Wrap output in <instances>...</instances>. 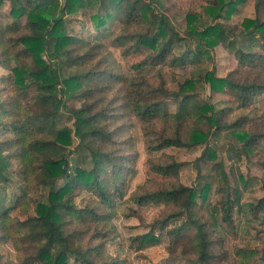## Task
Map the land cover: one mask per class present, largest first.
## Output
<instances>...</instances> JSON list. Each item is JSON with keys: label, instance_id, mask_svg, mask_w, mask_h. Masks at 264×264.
<instances>
[{"label": "trees", "instance_id": "trees-1", "mask_svg": "<svg viewBox=\"0 0 264 264\" xmlns=\"http://www.w3.org/2000/svg\"><path fill=\"white\" fill-rule=\"evenodd\" d=\"M245 0H211L203 8L202 15L210 20L209 25L199 26L200 16L186 14V36L195 40L194 49L180 56L173 54V50L183 42L171 24L165 13H157L153 0H66L65 4L59 0H0V6L7 2L10 5V14L13 17H26L25 27L27 33L17 37L16 46H20L24 56L31 58L29 68L23 70L18 67L12 69L14 83L19 91L27 89L31 84L35 90L34 104L37 111L26 112L22 123L10 126L1 124L10 132V139L0 142V191L4 183L9 181L7 162L10 153L4 154L9 148L14 150V158L21 167V177L24 183L20 195L15 199L13 207H6L0 212V230L6 232L9 221L12 220L11 211L26 212L27 198L31 192V186L46 191L45 201L35 204V215L27 217L23 221H16L17 233L22 232L27 239L34 255L28 258L30 264H72L70 258H74L79 264H108L103 261L102 251L98 246L90 247L72 229L67 228L71 219L83 221L86 217H92V208L77 209L73 205V196L76 191H86L93 195L104 206H108L110 197H116L119 186L122 183V175L119 170H107L110 165L116 164L113 160H124V156H116L115 153L93 148L89 144L100 142L109 137L108 131L100 125L95 114H91L88 107L69 109L73 119L74 135L78 137L76 146L82 163H87L88 168L75 165L72 171L68 170L66 149L71 144V129L69 127L58 128L56 120L60 111L65 107L63 102L62 82L68 91L75 88L81 89L80 80L83 77L77 74L63 78L60 81L58 69L46 62L43 58L47 54L49 60L68 57L71 52L69 46L73 43L85 45L80 40L67 34L66 14H74L80 10H88L92 28L101 33L112 18H120V22L145 25L146 30L130 36L135 44L150 50V60L144 59L133 67L135 72L142 70L145 65H159L167 63L172 67H182L187 63H199L203 56L209 57L210 51L218 46L233 47L228 39L234 37L243 47L235 49L238 65L262 64L264 61V0L255 1V17L245 19L236 32L221 21L229 20L236 8ZM100 33V34H101ZM7 30L0 29V47L6 60L0 59L2 64L7 63L8 49L5 47L4 36ZM261 42H258L257 39ZM120 39H115V44H120ZM238 42V41H237ZM253 46L258 47L257 53H252ZM51 51V52H49ZM244 64V65H243ZM87 76L85 75V78ZM28 83H26V81ZM203 82L208 85L212 93H224L226 90L236 98L239 108H247L254 100L264 95V84L256 82H234L229 77H217L212 71L202 70L192 74L180 84L177 92H170L161 81L157 85L148 83L144 77H131L126 80L127 94L125 105L133 115L141 121H152L164 124H175L174 129L168 133L167 129L158 132L153 129H144L143 138L145 148L149 151H159L171 147L193 148L204 144L209 137L211 128L216 131L229 130L242 144V149L252 151L259 140L254 134L238 130L244 123L241 117L234 123H225L222 120L223 110L215 111L208 103H202L195 99L192 93L195 90V82ZM77 90V91H78ZM76 92H70L73 96ZM181 97L179 109L175 114H163L162 100L164 97ZM3 105L0 102V108ZM16 106H19L16 103ZM1 115L6 111L1 110ZM184 124H189L184 128ZM207 125L206 130L200 127ZM185 129V130H184ZM264 136V134L262 135ZM261 142V141H260ZM206 155V154H204ZM214 159L212 151L208 152ZM120 164H124L123 162ZM183 163L176 162L171 156H165L164 160H149V171L154 175L171 178L177 176L178 169ZM123 167L122 165H119ZM215 174L220 184L216 193L222 195L218 204L211 208L210 222L199 220L195 213L197 199L206 202L209 192V184H201L197 187H188L182 184H168L153 190L142 189L132 195L130 200L137 206L163 205L171 208L170 214L163 218L155 219L149 232L138 235L132 239L137 242L139 249L147 244L157 241L153 230L166 232L172 241L169 246L171 253L175 252V246L184 245V236L192 230V236L187 238V246L180 256L188 259L193 255L196 264H218L221 259L212 252L211 232L217 225L231 226L232 211L240 202V193L233 189L231 199L230 187L222 165H215ZM104 177L106 181L102 178ZM63 179L64 185L55 188L58 180ZM112 190L113 193L110 192ZM1 199V196H0ZM249 211L254 217L264 214V196L249 204ZM183 216L184 220L177 226L170 228V222ZM73 222V221H71ZM219 222V223H218ZM236 264H254L258 257L255 250L239 249ZM115 264V263H112Z\"/></svg>", "mask_w": 264, "mask_h": 264}, {"label": "rangeland", "instance_id": "rangeland-1", "mask_svg": "<svg viewBox=\"0 0 264 264\" xmlns=\"http://www.w3.org/2000/svg\"><path fill=\"white\" fill-rule=\"evenodd\" d=\"M209 1L211 0H153L156 12L165 13L178 34L185 39L173 50L174 55L180 56L193 50L196 43L186 36V14L200 16L201 27L211 24L210 20L202 15L203 8ZM59 2L63 3L62 0ZM10 8L7 2L0 6V29L8 31L3 38L8 49V58L5 61L7 63L3 62V67L0 68V102L3 105L0 114L2 109L6 111V114L1 115L0 118L1 124L5 126L22 123L26 112L37 111V106L34 104L35 87L29 84L27 89L19 91L14 83L15 76L12 69L29 68L31 58L24 56L21 47L16 46L15 42L17 37L27 33L26 17H13ZM255 15V1L245 0L236 8L229 20L219 21L235 27L236 30L245 19H253ZM65 20L67 34L88 44L73 43L69 46L71 54L66 58L49 60L47 54H44L43 58L50 66L54 65L58 69L60 81L75 74L83 77L80 80V90L75 88L73 91H68L63 83H60L66 108L61 109L56 126L71 129V144L65 151L68 170L72 171L76 164L88 168L87 163L81 162L76 149L79 139L74 135L73 119L69 109L88 107L91 114L97 116L100 125L108 131L107 139L91 142L89 144L91 147L115 153L116 156H124L123 161L116 158L113 160L116 165L113 167L111 164L110 168H107L109 171L119 170L123 177L122 183L117 182L119 186L117 196H111V203L104 206L88 192L77 190L73 196V205L77 209L92 208L94 215L88 217L85 214L86 218L83 221L71 219L67 228L80 236L83 243L90 247L98 246L102 251L103 261L108 264H196L191 260L193 255L189 254L188 259L180 256L182 250L188 247L186 242L187 238L192 236V230L184 236L186 240L184 245L175 246L174 253L168 249L172 244L170 237L165 231L159 232L155 229L153 233L157 241L139 249L138 243L132 242V239L152 230V222L170 214L171 208L163 205L137 206L130 198L142 189L149 191L172 183L188 187H197L206 183L210 187L206 202L197 199L194 210L199 220L210 222L211 207L217 205L222 197L216 193L220 184L215 174V165L220 163L231 188V199L235 189L240 193V202L232 211L231 226L220 224L211 232L212 252L221 259L218 264H236L238 260L236 252L239 249L255 250L258 252V257L253 261L254 264H264V214L254 217L249 211V204L255 203L264 196V136H262L264 95L257 97L249 107L239 108L230 90L224 93H212L207 84L196 81L195 90L190 93L195 95L198 101L212 105L215 111L223 110L222 121L225 123H234L237 119L245 117L242 119L245 123L238 130L254 134L259 140V144L255 145L252 151L241 148L242 144L234 136L236 129L231 133L229 130L214 132L213 128L209 131L208 140L196 147L189 149L171 147L155 152L149 151L144 145V129L158 132L167 129L170 133L175 124H164L160 122L162 118L159 122H143L125 105L126 80L131 77L136 79L144 77L152 85L162 81L170 92H177L184 80L202 70L212 71L217 77H229L234 82L264 84V61H261L262 64L238 65L235 49L246 44L240 45V39L230 37L228 40L234 44L232 48L220 44L210 51L209 57L203 56L197 65L187 63L182 67H172L167 63L157 66L147 64L142 70L135 72L133 67L136 64L150 58V50L135 44L130 36L145 31V25L120 22V18H112L101 33L92 28L88 10L66 14ZM117 38L121 40L120 44L114 43ZM257 40L261 42L259 38ZM253 47L251 52L257 53L258 47ZM2 51L3 48L0 47V59L6 60ZM262 56L264 57V53ZM25 81L28 83L27 80ZM70 92L76 93L70 96ZM181 99V97H164L163 114H175ZM16 103L19 106H16ZM188 125L184 124L183 127L188 128ZM200 127L205 131L207 125L201 124ZM10 137V132L0 127V142L9 140ZM209 151L214 153V159L208 155ZM8 153H10L7 159L9 181L3 184L0 191V212L6 207H13L15 199L24 186L21 167L14 158V150L9 148L8 151H4V154ZM165 156H171L176 162L183 163L176 177L164 178L149 171V160L162 161ZM122 162L124 164H120ZM102 178L105 181L108 179ZM63 185L64 181L60 179L55 188ZM30 190L26 212L11 211L12 220L9 221L6 232L2 233L0 230V264H30L28 258L34 255L23 233H17L16 230V221L34 216L35 204L46 199V191L41 188L31 186ZM110 192L113 193L112 190ZM183 220L181 216L178 220L170 222L169 227H177ZM70 263L79 264L74 258H70Z\"/></svg>", "mask_w": 264, "mask_h": 264}, {"label": "water", "instance_id": "water-1", "mask_svg": "<svg viewBox=\"0 0 264 264\" xmlns=\"http://www.w3.org/2000/svg\"><path fill=\"white\" fill-rule=\"evenodd\" d=\"M63 1V4H65V0H62Z\"/></svg>", "mask_w": 264, "mask_h": 264}]
</instances>
